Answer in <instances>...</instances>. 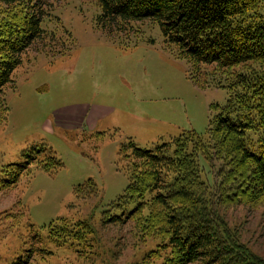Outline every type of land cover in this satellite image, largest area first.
Segmentation results:
<instances>
[{"label":"rangeland","instance_id":"rangeland-1","mask_svg":"<svg viewBox=\"0 0 264 264\" xmlns=\"http://www.w3.org/2000/svg\"><path fill=\"white\" fill-rule=\"evenodd\" d=\"M50 2L41 27L66 29L71 39L64 50L34 45L0 93V185L8 165L22 163L30 146L50 149L62 166L49 173L30 165L13 187L0 190V264H135L154 240L140 239L131 220L101 224L102 212L129 183L121 146L130 139L150 150L189 133L206 137L217 113L211 107H223L227 91L210 80L195 85L187 63L164 48L156 24L136 22L108 36L95 0ZM252 13L264 17V1ZM93 107L109 111L82 123ZM71 110L77 111L69 118ZM89 182L97 191L90 196ZM225 217L264 258L261 211L234 207ZM59 219L68 227L88 220L95 231L82 246L58 245L48 237Z\"/></svg>","mask_w":264,"mask_h":264},{"label":"trees","instance_id":"trees-1","mask_svg":"<svg viewBox=\"0 0 264 264\" xmlns=\"http://www.w3.org/2000/svg\"><path fill=\"white\" fill-rule=\"evenodd\" d=\"M50 1L0 0V93L13 84L34 45H41L38 51L52 50L48 45L64 50L71 39L66 29L41 27ZM263 1L95 0L97 21L108 36L150 21L164 48L187 63L195 85L210 80L228 95L223 107H211L217 113L206 137L189 133L150 150L130 139L121 146L129 183L102 212L101 224L131 220L140 239L154 240V249L135 264H264L225 217L234 207L264 216V17L251 14ZM22 157L8 165L0 190L13 187L30 165L49 173L62 166L44 146H30ZM87 187L89 196L96 194L92 182ZM61 220L52 223L48 237L58 245L82 246L95 231L88 220L69 227Z\"/></svg>","mask_w":264,"mask_h":264},{"label":"crops","instance_id":"crops-1","mask_svg":"<svg viewBox=\"0 0 264 264\" xmlns=\"http://www.w3.org/2000/svg\"><path fill=\"white\" fill-rule=\"evenodd\" d=\"M76 111L77 110H71L69 112V115L67 114V116H69V118H70V114H73V113L76 114ZM108 111H109V109L106 110V109H101V108H98V107H93V109L91 111L87 112V114L84 115V113H85V111H84V113L79 114V115H84L83 118L81 119L82 123H83L84 120L87 121V122H91V121H93V118H95L97 115L106 114ZM65 119H68V118H65Z\"/></svg>","mask_w":264,"mask_h":264}]
</instances>
